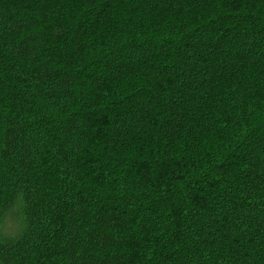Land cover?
<instances>
[{
	"label": "trees",
	"instance_id": "obj_1",
	"mask_svg": "<svg viewBox=\"0 0 264 264\" xmlns=\"http://www.w3.org/2000/svg\"><path fill=\"white\" fill-rule=\"evenodd\" d=\"M0 264H264V0H0Z\"/></svg>",
	"mask_w": 264,
	"mask_h": 264
}]
</instances>
